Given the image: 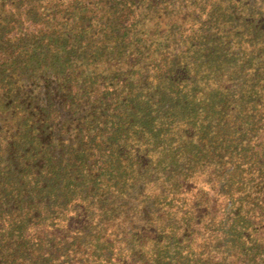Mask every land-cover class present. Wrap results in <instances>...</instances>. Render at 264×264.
<instances>
[{"label":"trees","instance_id":"16d2710c","mask_svg":"<svg viewBox=\"0 0 264 264\" xmlns=\"http://www.w3.org/2000/svg\"><path fill=\"white\" fill-rule=\"evenodd\" d=\"M0 264H264V0H0Z\"/></svg>","mask_w":264,"mask_h":264}]
</instances>
